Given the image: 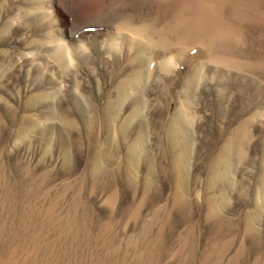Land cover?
<instances>
[{
	"label": "rangeland",
	"instance_id": "374dc122",
	"mask_svg": "<svg viewBox=\"0 0 264 264\" xmlns=\"http://www.w3.org/2000/svg\"><path fill=\"white\" fill-rule=\"evenodd\" d=\"M173 4L0 0V264H264V14Z\"/></svg>",
	"mask_w": 264,
	"mask_h": 264
},
{
	"label": "bare ground",
	"instance_id": "6f19581e",
	"mask_svg": "<svg viewBox=\"0 0 264 264\" xmlns=\"http://www.w3.org/2000/svg\"><path fill=\"white\" fill-rule=\"evenodd\" d=\"M243 1H241V0L240 1L239 0H172V2L174 3L173 6H174L175 10L177 9L179 11H182V13L188 14L187 17H183L179 20L178 24L175 26V30H176L177 34L179 33L178 36H180V35L183 36V34L185 35L184 42L187 46H189V44L191 45L192 42L194 41V40L191 41L192 36L193 37L203 36L207 39L208 44H209V41L212 39L219 40V41H221V43H230L232 41L233 42L234 41L239 42V40H241V39L237 38L236 35L233 33V32H235L234 29L236 28V27L233 28V25L236 26V24L234 23V24H232V26H229L231 24L230 20L233 19L234 17H237V16H244V18H246V19L256 18V17L260 18L259 15L261 13L264 14V0H243ZM241 2L244 6L242 8V11H240V9H239ZM170 9L172 10V7ZM175 10H174V12H175ZM239 12L241 13V15H239ZM254 16H256V17H254ZM257 18H256V20H257ZM124 19H125V21L130 20V18L127 19V17H125ZM173 19H174V17H173ZM175 20H176V18L174 19V21ZM176 21H175V24H176ZM126 23H128V22H126ZM144 23H145V21H144ZM124 25H125V23H124ZM163 25H164V23H163ZM129 27H128V29H129ZM166 27H167V25L165 26V28ZM172 30H174V29H172ZM136 31H137V29H136ZM237 32H238V34H241L240 31H237ZM238 34H237V36H238ZM198 38H200V37H198ZM242 39H244V38H242ZM214 40H212L213 43H215ZM243 43H245V42H243ZM218 44H219V42H218ZM209 47H212V45L210 44ZM244 54L246 57V53H244ZM244 54L242 53V55H244ZM205 57L206 56H204V58ZM257 59H259V58H257ZM245 60H243V61H245ZM246 62H244V64H246ZM249 64L251 65V60H250ZM256 66H257V64H256ZM235 145H237V144H235Z\"/></svg>",
	"mask_w": 264,
	"mask_h": 264
}]
</instances>
